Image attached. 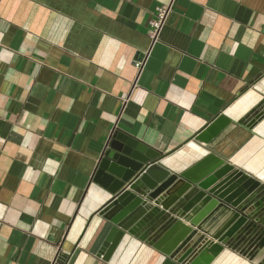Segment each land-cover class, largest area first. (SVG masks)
Here are the masks:
<instances>
[{"label":"crops","instance_id":"obj_1","mask_svg":"<svg viewBox=\"0 0 264 264\" xmlns=\"http://www.w3.org/2000/svg\"><path fill=\"white\" fill-rule=\"evenodd\" d=\"M217 114L251 132L227 161L264 186V0H0V264H161L139 231L96 256L112 195L98 160L119 131L180 173ZM241 239L209 264H264V230Z\"/></svg>","mask_w":264,"mask_h":264},{"label":"water","instance_id":"obj_2","mask_svg":"<svg viewBox=\"0 0 264 264\" xmlns=\"http://www.w3.org/2000/svg\"><path fill=\"white\" fill-rule=\"evenodd\" d=\"M250 136L241 124L217 114L192 136L208 153L175 173L159 163L167 154L112 131L93 175L112 193L96 210L109 224L96 256L108 260L125 232L139 231L138 237L162 253L161 264H209L224 246L236 249L251 226L264 230V218L257 221L264 205L249 216L242 211L264 186L227 161ZM202 234L209 239L194 249Z\"/></svg>","mask_w":264,"mask_h":264},{"label":"built area","instance_id":"obj_3","mask_svg":"<svg viewBox=\"0 0 264 264\" xmlns=\"http://www.w3.org/2000/svg\"><path fill=\"white\" fill-rule=\"evenodd\" d=\"M169 9H170V3L168 5L161 6L156 9L155 15L150 21V28H149V37L152 43L155 40H157L159 32L169 12ZM136 65L138 66L139 63H136ZM59 263H60V260L56 256L52 264H59Z\"/></svg>","mask_w":264,"mask_h":264}]
</instances>
